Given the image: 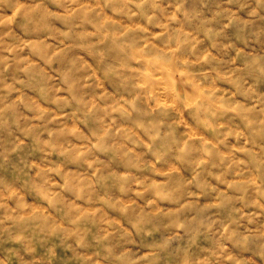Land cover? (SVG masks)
Masks as SVG:
<instances>
[{
  "label": "clouds",
  "instance_id": "1",
  "mask_svg": "<svg viewBox=\"0 0 264 264\" xmlns=\"http://www.w3.org/2000/svg\"><path fill=\"white\" fill-rule=\"evenodd\" d=\"M0 264H264V0H0Z\"/></svg>",
  "mask_w": 264,
  "mask_h": 264
}]
</instances>
